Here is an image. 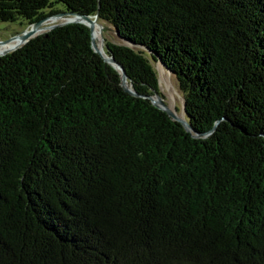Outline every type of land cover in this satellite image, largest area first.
Instances as JSON below:
<instances>
[{"label": "trees", "instance_id": "16d2710c", "mask_svg": "<svg viewBox=\"0 0 264 264\" xmlns=\"http://www.w3.org/2000/svg\"><path fill=\"white\" fill-rule=\"evenodd\" d=\"M96 14L0 55V264H264V0H0V21ZM17 33V32H16Z\"/></svg>", "mask_w": 264, "mask_h": 264}, {"label": "rangeland", "instance_id": "374dc122", "mask_svg": "<svg viewBox=\"0 0 264 264\" xmlns=\"http://www.w3.org/2000/svg\"><path fill=\"white\" fill-rule=\"evenodd\" d=\"M60 21L62 20L48 19V21L43 22L42 24H40V26H45V25L51 24L52 22H55V24L57 22L62 23ZM95 21L96 22H94V24L99 25V30L96 31L94 34V43H95L96 48L100 50L101 48H103L104 42L111 41V40H113V42L123 43L120 39L117 38V36L114 35L113 30L110 29L109 26L97 20V18ZM25 24H26V21L19 19V18L16 19L15 21H9V22H5L4 20L0 21V40L7 39L15 35L17 31L20 32L24 29H29V26ZM47 30L48 28L47 29L43 28L42 31H40L36 35H33L32 37L42 34L43 31H47ZM19 46H17L16 48H18ZM150 62L151 64H153V67L155 69L154 71L158 79V84H157L158 89L157 90L159 92L158 95L161 97L160 100L166 105V107L172 110L175 115L182 117L183 109L181 105H182L183 97L177 87L176 79H174V77L169 72H167L166 68L164 69L157 62H154L152 60ZM172 106H174L175 109H173Z\"/></svg>", "mask_w": 264, "mask_h": 264}, {"label": "water", "instance_id": "95a60500", "mask_svg": "<svg viewBox=\"0 0 264 264\" xmlns=\"http://www.w3.org/2000/svg\"><path fill=\"white\" fill-rule=\"evenodd\" d=\"M57 16H60V17H65V18H68V20H66L65 22H62V23H59L57 22L56 24H52V25H49L47 26L48 30L55 27L56 25H63V24H66V23H71V21L73 22H78V23H82V24H86L87 25V28H88V31H89V35H90V47L91 49H93L96 53L98 52L99 53V56L102 58V60L108 64H111L115 70H117L118 74H119V77H120V85L122 87V89L125 90V92H128L134 96H142V97H146L149 99V101H151L152 105L153 106H156L157 108L165 111V114L171 119V120H174V121H179L180 124H182L183 128L185 131L189 132L192 134L193 137H201L204 135L203 134H200V133H195L191 130V128L189 127V123L187 122V120H185L184 118V112H185V108L183 107V104L181 105L182 109H183V117H179L177 115H175L173 113L172 110H170L168 107H166V105L160 100V96L158 95V93L156 92H152L150 93V95H141L139 94L138 92L136 93L135 91L132 90L131 88V84L128 83V78L126 77V74L124 72V69L123 67L118 64L111 55H107L106 57H103L101 55V52L98 48L95 47V45L93 44V38H92V35H91V28L93 27V21L96 20L97 16L96 14L92 15V16H89L87 14H76L74 12H67V11H64V12H60V11H57V13H54L52 15H49V16H44L43 18L33 22V23H30L28 26H29V30H22L20 32L17 31V33L7 39H1V41H8L9 39L11 38H14L16 37L17 35L20 37V39H22V43L26 42L28 40V38H33L32 37V32L35 28H37L38 24H40L41 22H43V20L46 18H50V17H57ZM105 28V27H103ZM16 48V47H15ZM15 50V49H13ZM13 50H9V51H3L0 53L1 54H5V53H8L10 51H13Z\"/></svg>", "mask_w": 264, "mask_h": 264}, {"label": "bare ground", "instance_id": "6f19581e", "mask_svg": "<svg viewBox=\"0 0 264 264\" xmlns=\"http://www.w3.org/2000/svg\"><path fill=\"white\" fill-rule=\"evenodd\" d=\"M48 19H52V20H54V19H60V20H62L60 22H65L66 20H68V18L57 16V17H50V18H47V19L45 18L43 20V22L48 21ZM43 22H41L40 24H42ZM94 22H96V21H93V27L91 28V35H92V38H93V40H92L93 41V44L95 45V43H94V34H95L96 31L99 30V25L94 24ZM40 24H38L37 28H35L33 30L32 36L33 35H36L40 31H42L43 28H46L47 29V26L52 25V24H55V22H52L51 24H48V25H45V26H40ZM25 30L27 31L29 29H25ZM21 44H22V39H20V37L18 35L16 37H14V38L9 39L6 42L1 41L0 42V53L3 52V51L5 52V51L13 50V49H15V47H17V46H19ZM100 52H101V55L103 57H106L107 56V54H106V52H105V50L103 48L100 49ZM172 108L175 109L174 106H172Z\"/></svg>", "mask_w": 264, "mask_h": 264}]
</instances>
